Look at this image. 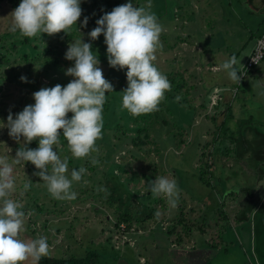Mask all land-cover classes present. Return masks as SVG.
Wrapping results in <instances>:
<instances>
[{
	"label": "rangeland",
	"instance_id": "rangeland-1",
	"mask_svg": "<svg viewBox=\"0 0 264 264\" xmlns=\"http://www.w3.org/2000/svg\"><path fill=\"white\" fill-rule=\"evenodd\" d=\"M261 1L257 0L262 5ZM127 2L81 0L82 15L77 25L70 28L71 35L61 31L35 37L10 31L11 12L15 8L7 1L0 3V156L7 155L11 163L20 147L8 135L7 127H2L9 112L15 118L26 105L34 103L33 92L56 84L67 85L73 79L65 74L74 63L65 58L72 41L82 37L84 42L91 43L104 77L113 85L103 106L102 138L96 141L98 152L75 158L63 135L59 145L54 146L62 159H68L69 178L73 168L86 169L81 180L72 184L76 199H54L40 177L33 175L38 171L35 165L13 164L16 191L11 198L20 201L25 212L20 238L47 237L48 254L55 257H83L90 250H98L99 264H178V260L183 264H198L193 249L172 257V250L173 253L177 250L171 249L169 229L179 226V221H192L199 225L198 229H205L206 222L219 221L224 211L231 221L234 211L240 213L253 202L258 205L264 192V180L260 182L259 178L262 173L257 169L264 162L256 153L261 147L259 140L263 142L264 70H254L257 66L243 76V66L254 45L247 29L258 33L263 27L264 14L255 10L250 13L246 0H151V11L163 26L159 38L162 48L157 50L154 63L167 76L171 91L165 93L158 111L134 116L121 109L120 91L127 87V68L109 66L103 34L95 40L88 36L105 12ZM131 2L139 7L147 6L149 0ZM85 17H88L86 27L82 25ZM246 23L248 28L244 27ZM205 48L221 51L213 53L219 70L205 68L208 52ZM182 49L193 52L194 56L185 53L184 57ZM178 52L182 57L180 62ZM233 55L242 75L240 83L233 82L221 67ZM195 57L204 70L197 68ZM174 61L178 66H173ZM22 76L26 81L21 80ZM217 86L221 94L235 95L231 112H226L224 101L215 106ZM210 91H213L212 100ZM71 115L68 113L69 118ZM219 138L223 144H216L214 149ZM231 138L235 140L233 146L228 141ZM245 138L256 143L248 154L241 155ZM27 147H38V140ZM93 158L98 161L95 165L91 162ZM207 161L211 166L205 170ZM156 176L176 180L180 195L175 208L166 198L151 194L149 184ZM29 180L31 187L21 195L23 183ZM100 188L106 191H98ZM226 188L236 190L230 196L237 197L242 207L237 205L233 210L223 203L221 198L225 200ZM251 189L256 192L252 193ZM192 200L204 207L198 215L187 205ZM123 215L130 217V226L127 222L117 225ZM226 225L231 228L230 234L226 233L230 241L228 252L220 250L209 264H252V256L245 254L238 243L236 223ZM194 230L189 237L199 246V233L197 228ZM158 236L156 249L154 238ZM24 264L32 262L28 260Z\"/></svg>",
	"mask_w": 264,
	"mask_h": 264
},
{
	"label": "clouds",
	"instance_id": "clouds-1",
	"mask_svg": "<svg viewBox=\"0 0 264 264\" xmlns=\"http://www.w3.org/2000/svg\"><path fill=\"white\" fill-rule=\"evenodd\" d=\"M11 15L9 30L24 37L45 33L52 36L61 31L67 34L82 15L81 0H21ZM87 23L85 17L82 25L86 27ZM96 25L88 36L95 40L103 34L109 66L127 68V87L120 91L121 109L134 116L158 111L165 93L171 91V84L154 63L157 50L162 48L159 38L163 26L151 11V0L147 6L139 7L128 0L105 12ZM65 58L74 61L65 71L73 79L67 85L56 84L33 92L34 103L26 105L15 118L9 112L7 123L2 126L7 127L8 135L20 147L11 163L7 155L0 156V264H24L28 260L38 264L49 253L47 237L20 238L25 212L24 205L11 198L16 191L13 164L31 162L38 169L33 175L40 177L54 199L74 200L77 193L72 191V184L81 180L86 169L73 168L69 178L68 159H62L54 146L59 145L63 135L75 158L89 157L99 150L96 141L102 138L103 106L113 85L104 77L91 43L84 42L82 37L69 44ZM221 67L233 82H241L235 55ZM21 80L26 81V77ZM68 113H72L70 118ZM33 140H38V147H27ZM91 162L98 163L95 158ZM30 187L31 180L24 182L20 194ZM149 190L154 197L166 198L171 207L177 206L180 189L175 179L156 176L150 181Z\"/></svg>",
	"mask_w": 264,
	"mask_h": 264
},
{
	"label": "crops",
	"instance_id": "crops-1",
	"mask_svg": "<svg viewBox=\"0 0 264 264\" xmlns=\"http://www.w3.org/2000/svg\"><path fill=\"white\" fill-rule=\"evenodd\" d=\"M262 5L259 4L257 2V0H246V6H249V11L250 13L253 12V10L255 11H263L264 14V10L262 8L263 4H264V0L261 1ZM264 22V21H263ZM262 29L260 31H258V33H253L254 30H251L249 27V25L246 23V25L244 27L248 28L247 30L250 31V38H253L254 40V45L252 46V49L249 53V55L252 53L256 41L258 39V37L262 34V32L264 31V23L262 25ZM246 30V31H247ZM249 38V39H250ZM222 40V38H221ZM186 46V45H185ZM223 48H226L225 46H222ZM199 48V47H198ZM200 50L203 51V48H199ZM207 49L211 48H205L204 51H206ZM193 50V49H192ZM208 51V50H207ZM219 52H215V51H208L206 56H205V60H206V69L207 70H219L220 66L219 64H217L218 59H216V57L214 56L215 54L213 53H220ZM188 55L189 53L193 55V52H190L186 49H182V54L184 57H186V54ZM248 55V57H249ZM176 56H178L177 60L178 62H180L182 60L181 54L180 52L176 53ZM214 59H211L212 57ZM217 57H221V56H217ZM247 57V58H248ZM176 61V59H175ZM174 61V62H175ZM197 68L199 69V67L204 70V66H202L201 63H199L198 59L195 57V60ZM264 61V60H263ZM262 61V62H263ZM262 62L258 65V67L254 70H258L259 72H261L260 70H264V63L262 64ZM178 64L175 62V64H173V66H175ZM204 65V64H203ZM186 69V68H185ZM187 72V69L185 70ZM184 71V73H185ZM240 72V69H239ZM215 94L218 93V102H216V105L221 104H225L224 108L226 107V112L229 111L231 112V109L233 108V103H234V96L232 94H229L226 92V94H221L222 90L220 87H215L214 89ZM211 94V100L213 97V91H210ZM214 94V95H215ZM211 104V101H210ZM213 107L216 108V107ZM222 122H225V117L222 119ZM262 140L263 142H261V140H259V144L261 145L260 148L257 149L256 153L258 152V158L261 159L264 162V131L262 132ZM230 141L231 146H233L235 144V140L233 138H231ZM244 147L241 149V155L242 154H248L251 151V146L253 145L254 148V142L250 143L248 142V138L244 139ZM216 144L218 145H222L223 141H221V138L218 139L217 143H215L214 149L216 148ZM233 151V150H231ZM257 155V154H256ZM237 158V157H236ZM258 171L260 173H262L259 178L261 179L260 182H262V180H264V164L262 165V167H258L257 168ZM227 190L224 192L226 195H224L226 198L224 200V197L221 198V200L223 199V203H225V205H229V208H233L236 209L237 205H241L238 201H237V197H233L230 196L231 193H236V190L233 189H229L226 188ZM233 190V191H232ZM238 191L242 192L241 190L238 189ZM252 193H255L256 191H254L253 189H251ZM262 192V191H261ZM262 199L261 201L258 203L253 202L249 205H247L245 208H242L243 211L240 213H236L234 211V218L232 219L235 223H236V232H238V243L242 249V251L246 254H250L252 257V264H264V192L262 193ZM182 198H184L182 196ZM238 203V204H237ZM187 205L189 206V208L191 207L192 213L198 215L204 207L202 205H200V203L198 201H193L187 203ZM194 205V206H193ZM224 209V207H223ZM220 212V211H219ZM221 219L219 221H211V222H206L204 228L205 229H198L199 225L193 223L192 221H190L189 223H180V221L178 222L179 226L175 225L174 228H170L169 229V236H170V240L171 241V249H175L177 250L175 253H173L172 250V257L174 255H182L183 252H188L187 249L190 250H194V252L192 253H196L193 254V256L195 258H199V262L198 264H209L211 263L212 259L214 257H216L219 253V251H224V252H228V243L229 241V236H226L227 234H230V229L226 223H232L234 224V222H232V220L230 221V216L228 214V212L224 211V213L221 214ZM184 221V220H183ZM187 222V221H186ZM190 226V229L187 230ZM227 226V228H226ZM197 228V231L199 233V238L198 240L200 241V245L198 246L196 242H194L189 236V234H193L194 233V229ZM171 231V232H170ZM227 233V234H226ZM158 242H160V237L158 236V238H154V244L156 245V249H157V244ZM178 248V249H177ZM170 250V247L167 249ZM178 264H183V262H181V260H178L177 262Z\"/></svg>",
	"mask_w": 264,
	"mask_h": 264
},
{
	"label": "trees",
	"instance_id": "trees-1",
	"mask_svg": "<svg viewBox=\"0 0 264 264\" xmlns=\"http://www.w3.org/2000/svg\"><path fill=\"white\" fill-rule=\"evenodd\" d=\"M2 1L9 2L13 8H16L19 5V3L21 2V0H0V3ZM67 34L71 35L69 33V31ZM56 63H57V61L54 62V65ZM204 155H206L205 152H203L202 156H204ZM206 163H207V165H206L205 170L211 166L210 161H207ZM202 169H204V167ZM205 170L203 171V173L201 172L203 175H204ZM202 178H203V176H202ZM130 221H131V219L128 215H123L121 217V219L119 220V223L117 225L119 226L121 222H127L130 226V223H131ZM99 253L100 252L98 250H90L83 257H76V256H73V257H55V256L48 254L46 256H42L40 258V260L38 261V264H99L98 263L99 256H100Z\"/></svg>",
	"mask_w": 264,
	"mask_h": 264
},
{
	"label": "built area",
	"instance_id": "built-area-1",
	"mask_svg": "<svg viewBox=\"0 0 264 264\" xmlns=\"http://www.w3.org/2000/svg\"><path fill=\"white\" fill-rule=\"evenodd\" d=\"M264 60V31L258 37L255 47L243 66V76L257 67Z\"/></svg>",
	"mask_w": 264,
	"mask_h": 264
}]
</instances>
